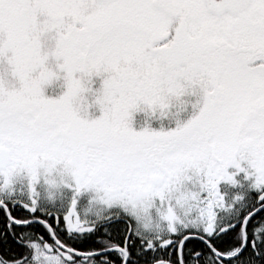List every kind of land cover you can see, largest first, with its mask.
Returning a JSON list of instances; mask_svg holds the SVG:
<instances>
[{
    "label": "snow or ice",
    "instance_id": "1",
    "mask_svg": "<svg viewBox=\"0 0 264 264\" xmlns=\"http://www.w3.org/2000/svg\"><path fill=\"white\" fill-rule=\"evenodd\" d=\"M0 264H264V0H0Z\"/></svg>",
    "mask_w": 264,
    "mask_h": 264
}]
</instances>
